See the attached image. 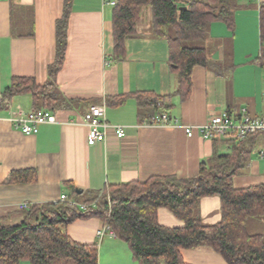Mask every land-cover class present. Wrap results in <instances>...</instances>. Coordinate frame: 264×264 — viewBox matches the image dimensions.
I'll return each mask as SVG.
<instances>
[{"label": "crops", "instance_id": "obj_1", "mask_svg": "<svg viewBox=\"0 0 264 264\" xmlns=\"http://www.w3.org/2000/svg\"><path fill=\"white\" fill-rule=\"evenodd\" d=\"M65 1L0 0V101L13 78H32L40 85L47 82L48 67L56 57V23L63 16ZM263 3L240 0L233 31L224 23L212 24L202 46L221 66L222 75L194 68L190 98L171 100L174 107L169 114L178 125L159 126L139 122L133 98L118 107L107 106V101L138 92L168 96L177 91L167 40L149 36L148 24H141L143 36L127 40L126 55L117 61L113 8L104 0H74L66 60L58 74V89L73 105L56 110V123L41 125L36 135L22 134L11 121L19 111H33L29 95L15 97L0 111V223L20 224L30 208L56 203L62 195L71 199L78 195L76 190L83 191L76 198L79 201L107 185L144 182L153 176L192 178L215 154L228 153L226 145L216 146L198 132L189 138L182 127L203 125L224 111L238 115L244 109L253 118L264 117V68L256 62ZM210 45H215L212 52ZM104 104L109 124L123 126L126 136L118 139L109 130L105 140L90 145L83 117L91 106ZM262 153L253 155L247 170L234 178L236 188L264 184ZM29 169L37 171V182L6 183L13 171ZM200 213L205 224L219 223L221 199L203 198ZM158 221L169 228L184 226L165 208L158 210ZM253 224L264 225V219H251L247 227L251 234L264 237ZM105 229L100 220L91 219L71 224L68 234L80 244H97L99 264H139L128 244ZM181 254L186 264H228L209 249L182 250Z\"/></svg>", "mask_w": 264, "mask_h": 264}, {"label": "trees", "instance_id": "obj_2", "mask_svg": "<svg viewBox=\"0 0 264 264\" xmlns=\"http://www.w3.org/2000/svg\"><path fill=\"white\" fill-rule=\"evenodd\" d=\"M112 10L114 58L126 55V41L142 37L141 24H148L149 36L167 40L169 65L178 81L177 91L168 96L152 92L109 98L107 106L118 107L129 98L136 100L141 124L154 117L169 114L171 100L190 98L194 68L203 67L222 75L203 46H190L204 41L212 24L224 23L235 29V15L240 0H117ZM74 0H66L63 16L56 23V57L48 67V80L40 85L32 78H13L4 90L0 111L6 102L29 95L33 111L66 109L74 101L66 99L58 89V74L63 69L68 28ZM186 8V9H185ZM261 51L256 62L264 68V3L259 7ZM215 139L228 153L215 154L203 164L199 173L188 179L176 176H153L144 182L107 185L90 191L82 200L74 194L69 202L43 204L30 208L17 225L0 223V264H99L97 244L74 241L68 227L77 221L100 220L113 234L128 244L139 264H186L181 251L209 249L228 264H264V237L251 234L248 222L264 219V184L236 188L234 178L247 170L257 145V138ZM38 180L34 169L13 171L7 184H28ZM109 194V198L107 197ZM221 199L222 219L205 224L200 203L205 197ZM76 200V201H75ZM165 208L184 222L180 228L162 226L158 210Z\"/></svg>", "mask_w": 264, "mask_h": 264}, {"label": "built area", "instance_id": "obj_3", "mask_svg": "<svg viewBox=\"0 0 264 264\" xmlns=\"http://www.w3.org/2000/svg\"><path fill=\"white\" fill-rule=\"evenodd\" d=\"M117 0H104V4L115 7ZM107 106L93 105L85 113L83 117L84 124L89 128L88 142L94 145L106 139L107 131L112 130L118 139H123L126 136L125 128L123 126L110 125L106 118ZM52 110H38L25 113L19 111L11 118L12 124L16 130H19L24 135H36L39 132V127L44 124H54L57 121ZM148 125L159 126H177V121H171L167 113L162 116L154 117ZM189 138L193 137L195 132H198L204 140L213 141L215 139L221 140L225 138L244 139L247 136L264 134V117L253 118L249 116L246 110H242L240 114L234 115L227 111L214 114L203 125L182 127ZM264 158V153L261 154ZM59 201L69 202L71 206H78V203L69 200L65 195L60 197ZM108 228L106 227L105 230ZM105 230L100 233L104 234ZM109 230V229H108Z\"/></svg>", "mask_w": 264, "mask_h": 264}, {"label": "rangeland", "instance_id": "obj_4", "mask_svg": "<svg viewBox=\"0 0 264 264\" xmlns=\"http://www.w3.org/2000/svg\"><path fill=\"white\" fill-rule=\"evenodd\" d=\"M203 43H204V41H202V42H192L190 44V46H202ZM214 47H215V45H210V52L214 51L213 50ZM259 138L261 139V142L257 141V145H256V148H255V150L253 152V155H259L260 152L264 151V139H263L262 135H260ZM107 195H108L107 197L109 198V194H107ZM253 226H255V228H258L257 230H259V232H261V231L264 232V225H261V224L255 225V224H253ZM252 230H256V229H252Z\"/></svg>", "mask_w": 264, "mask_h": 264}, {"label": "water", "instance_id": "obj_5", "mask_svg": "<svg viewBox=\"0 0 264 264\" xmlns=\"http://www.w3.org/2000/svg\"><path fill=\"white\" fill-rule=\"evenodd\" d=\"M186 9V8H185ZM76 193L78 194V195H82L83 194V191H81V190H76Z\"/></svg>", "mask_w": 264, "mask_h": 264}]
</instances>
